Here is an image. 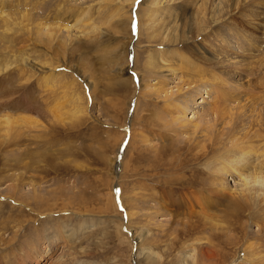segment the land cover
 <instances>
[{
	"label": "rangeland",
	"instance_id": "rangeland-1",
	"mask_svg": "<svg viewBox=\"0 0 264 264\" xmlns=\"http://www.w3.org/2000/svg\"><path fill=\"white\" fill-rule=\"evenodd\" d=\"M1 1L2 6L9 2ZM115 1L14 0L0 9L18 18L22 26L32 22L25 19L27 14H33L30 17L35 16L37 23L55 24L63 16V24H71L73 10L79 8L82 12L92 7L90 13L94 14L102 9L103 18L115 9ZM142 1L137 0L132 8L130 29L124 25L118 33L104 28L98 43L82 37L66 49L62 43L55 42L47 51L46 43H33L21 28L5 29L0 20V34L5 36L4 39L0 35V66L12 56L19 60L34 55L31 48H36L48 52L55 66L65 65L57 73H66L78 84L67 87L69 94L64 92L52 98L43 94L48 90L38 86L36 80L28 85L20 83L14 69L0 76V103L15 101L41 112V122L46 126L53 118L48 114L50 106L60 105L63 97H79L83 111L77 118L72 115L70 104L61 105L59 110L64 108L69 112L62 123L52 119L56 123L51 122L52 127L45 132H26L21 138H9L8 142L0 138V264H264L262 203L252 199L237 208L229 193L222 197L207 191L206 178L205 186L201 184L189 191L182 187V175L191 174L187 170L178 171L175 166L181 164L183 156L179 153L188 144L179 140L189 135L165 129L160 113L168 97H177V87L183 82L174 79L170 82V94L160 96L142 86L144 76L149 85L163 77V73L144 69L149 53L160 50V43L174 40L173 43H180L177 46L181 52L192 57V51L198 52L204 43L221 47L226 41L232 46L229 58L235 61L233 57L237 56L245 67L250 65L251 70L241 71L240 77L244 87L248 85L246 88L262 96L254 106L264 117V85L258 83L264 78V66L258 64L260 61L264 64V0H229L226 22L218 26L207 23L205 33L199 37L196 36L200 31L194 29L191 21L200 10L191 6L176 20L180 25L172 27L168 41L158 30L162 25L155 26L154 37L145 28L140 37L137 17L143 13L139 9ZM201 3L198 0V6ZM124 6L121 12L130 17V7ZM212 6V0H206V9ZM160 20L158 17L157 22ZM100 43L105 44V51ZM121 43L132 45L127 50V58L130 57L118 65L116 53L124 50ZM137 43H141L140 70L136 69L133 56ZM248 43L259 45L249 52ZM204 47L208 53L213 48ZM208 55L210 62L202 69L221 72L217 60L211 59L215 54ZM255 64L258 65L254 68ZM122 69L127 71L121 72L117 86V73ZM125 78L132 82L127 85L128 92H122L119 87V80ZM209 80L212 82L204 78L205 82ZM193 81L200 86L204 83L199 79ZM184 89L187 91V87ZM202 91L197 93V98L203 101L206 91L205 94ZM212 95L202 106L213 104ZM216 114L207 119L214 122ZM211 125L208 123L207 127ZM207 127L201 137L197 135L200 139L193 136L189 140L210 146L216 134L212 131L216 129ZM142 133L149 142H142ZM263 133L264 130L260 140L264 139ZM230 185L236 186L231 178ZM188 193L197 207L188 201ZM205 196L207 201L208 196L212 199L211 206L205 205L206 200L202 199Z\"/></svg>",
	"mask_w": 264,
	"mask_h": 264
},
{
	"label": "bare ground",
	"instance_id": "bare-ground-1",
	"mask_svg": "<svg viewBox=\"0 0 264 264\" xmlns=\"http://www.w3.org/2000/svg\"><path fill=\"white\" fill-rule=\"evenodd\" d=\"M7 1L10 3L14 2V0ZM136 1L137 0L115 1L117 5L115 9L112 10L110 7L113 12H109L110 15L103 18H101L102 14H104V12L102 13V9L96 11V13L93 12L94 14L90 13V11L93 10L92 7L88 10L86 9L87 11L85 10L82 12L78 10L79 8L75 9L72 12L74 23L71 24H63V16H59V22L56 17L55 24H53L54 22H49L50 24L45 23L46 21H39V23H37L34 22L36 21L34 18L35 16L32 18L30 17L33 14H27L28 16L25 15V19H29L32 22L31 24L25 23L26 25L22 26L17 22L18 18H15L10 12L2 11L1 9L0 20L3 22L2 24L6 25L5 29L16 28V26L17 28H21L22 31L29 36L28 40L30 39L33 43H46L47 47L45 50L47 51L53 46V44H55V42L62 43L64 49H66L72 41L82 37L90 39L92 43H98L99 37L103 36V30L105 29H111L113 32L118 31V33L121 32L119 29H122L124 25L129 26L128 28L130 29L132 23V8ZM1 2L2 1L0 0L1 7L10 4L8 2V4H3L4 6H2ZM228 2L229 0H212L213 6L207 10L206 0H202V3L199 4V6L198 0H143L142 5L139 7L140 11L143 13H138L139 16L137 17L139 35L140 37L142 36V29L145 28L150 32V36L154 37L153 35L156 33L155 26L162 25V27L159 26L158 30L164 33L163 38L165 41H168L167 38L169 32L180 25L176 20L180 17L182 12L189 10L190 7L193 6L198 7L200 10V12H197V14L194 15V18L191 21L194 29L197 30V32L200 31V34L196 36L199 37L205 33L206 28L204 25L207 23H210L211 26H218L226 22L227 16L230 12V5ZM124 5L130 7V17L125 16L126 14L121 12L125 7ZM77 7L78 6H76V8ZM84 14L85 16L83 18ZM158 17L161 19L159 23L157 22ZM10 31L11 30H9V32ZM1 36L2 38L5 37L4 34ZM173 42L175 41L173 40ZM173 42L160 43V50L149 53L144 69L154 74L158 72L163 73V77L157 80L154 84L149 85L150 83L145 79L147 76H144L142 86L145 89H151L154 95L156 94L157 96H160L162 94H170V82H173L174 79H179L183 82L181 86L179 85L177 87V97H174L173 99H169L168 97V102L165 101L167 103L160 113L161 118L164 119L163 127L165 129L173 130L178 133V135H189L187 139L183 137L184 139L180 138L181 140H179L182 144H188L187 146L184 145V148L182 147L181 149L182 152L179 153L183 156L181 164L175 166L178 168V171L187 170V172L191 174L189 177L182 175L181 178L183 179L181 182L184 180L182 182L183 189L188 188L187 190L189 191L192 187L198 188L201 184L202 186H205V184L208 183L209 187H205L207 191L215 193L216 196L222 197H224L226 193H229L232 196L231 199H234L237 202V208L242 207L244 202L252 199L257 200L264 205V139L260 140V137H263L262 131L264 130V117L262 116L261 110L254 106L260 98L262 99V96H259L257 93H254V91L246 88L248 85L244 87V82L242 81V77H240L241 71L246 72L247 69L251 70V68H249L250 65H246L245 67V64H241L242 61L236 58L237 56L233 57L235 61L229 58V49H232V46L230 43H226V41L225 43H222L221 47L218 45V47L216 45L214 47L213 44L204 43L203 47H198L200 48L198 52L196 51L197 49L192 51V53H194L192 54V57L195 59L188 54H185L186 52L180 51V48L177 46L180 43ZM100 44L99 46L104 50L103 46L105 44ZM121 44L122 47H124V50L116 53L118 65L122 59L126 60L130 57L127 58V50L130 51V46L132 45L131 43H129V45L128 43ZM140 44L141 43L135 44L137 46L135 47V50L133 49V56H135V59H133L136 64V69H139L140 67L138 64L139 51L141 49ZM248 44L249 52L258 48L259 45V43ZM111 45L112 43L109 46ZM171 45H174V47L170 48ZM204 45L209 47L213 46L212 51L209 53L215 54L211 59L213 61L217 60L215 63L218 68L221 69V72H216L211 69H202V66L205 63L210 62L208 48H205ZM114 47H116V45L113 46V48ZM31 49L33 50L34 55L29 57L22 56L19 60L14 59L12 56L10 57L11 59L6 60L5 64L0 66V76L16 69L20 83L27 84L28 82L30 83V81L34 80L35 82L36 80L38 86L40 85L42 88L48 90L47 93H43L48 97H52L53 95L58 97V95L60 96L64 92L69 94L67 87L71 85L73 87H78L75 80L69 79L70 77L67 76L66 73H57V69L61 68L62 70V67L65 68V65L55 66L53 64L54 60L48 57V52H42L41 50H36V48ZM245 50H247V48ZM106 52H109V49L106 48ZM243 58H245V56ZM260 63L264 66L262 61L258 64ZM258 64H255L254 68ZM238 67L242 70H238ZM118 71L120 72L117 73L116 77L117 86L119 75L122 71H127V69ZM207 77L210 78L212 82L210 80V83H208L209 81L205 82L204 78ZM194 79L202 80L204 83L200 86L199 83L193 81ZM66 80L71 81V83H68ZM263 80L264 78H260V82L258 81V83L264 85L262 82ZM119 82L121 91L128 92L126 88L127 85L130 86L129 84L132 83L131 80L125 78L120 79ZM208 86H210V89L201 90V88H208ZM185 87H187V91H185ZM201 91L203 94L206 93V95H204V100H209L211 99V95H214L212 99V101H214L213 104L211 103L207 106H202L203 104H207L208 101H202L203 98L200 99V97L197 98V93H201ZM246 91H248L247 95ZM181 92H183L182 96H180ZM171 95H173L172 92ZM63 99L64 101L60 103V105L58 103V106L51 104L52 106H50L49 110L47 109L49 116L51 113L53 116L52 119H56L57 122L62 123L64 120H67L68 117L65 118L64 115L67 116L69 112L64 111V108H61V110L58 108H60L61 105L64 107L66 104H70L73 107L72 115L78 118V115L83 112L81 111L82 107H80V102H78L81 99L79 97L75 99L70 95L67 98L63 97ZM197 99H200V101H197ZM17 103L19 104V102ZM17 103L15 101L0 103V130L3 131L0 138L4 139L2 141L5 142L6 140L8 142L9 138H21L26 132H34V130H36V132L41 130H43L42 132H45L50 126L52 127V125H50L51 122L56 123L51 119L49 125L46 126L44 122H41L43 121V118L40 115L41 112L37 113V111H33V109H30L29 107L21 106ZM260 103L262 104V102ZM213 113H217L214 122L213 120L211 121L207 119L208 116ZM189 114L193 116L190 118ZM209 118H211V116ZM208 123H213V125L207 127ZM255 126L259 127V130ZM206 127L211 130L212 128L216 129V131H212L213 134L214 132H216V134L211 138L212 143L210 146H201L200 143L190 141L194 138L193 136L196 137L197 135L200 136L202 133L204 134ZM42 132H38V134ZM189 137L193 138L190 139ZM255 137H258L259 140H254ZM196 138L199 137L197 136ZM141 139H143L142 142L144 143L149 142L143 133L141 134ZM199 165H201L202 168H199ZM174 170L177 171L175 168ZM203 173L205 177H203ZM198 174H201L203 178L199 177ZM204 178L208 180L207 183L203 182ZM230 178L231 180H234L236 186L232 187L230 185ZM187 196L191 205L197 207L194 203L195 200L193 197L190 196L189 193ZM182 197H179V202H182ZM206 198L207 196L202 199L206 200ZM208 198L209 200L205 201V205L211 206L210 203H212V199L210 196H208ZM199 213L197 212L195 214Z\"/></svg>",
	"mask_w": 264,
	"mask_h": 264
}]
</instances>
